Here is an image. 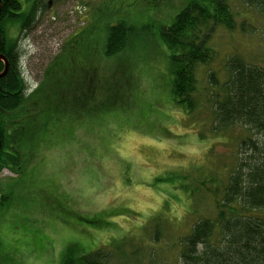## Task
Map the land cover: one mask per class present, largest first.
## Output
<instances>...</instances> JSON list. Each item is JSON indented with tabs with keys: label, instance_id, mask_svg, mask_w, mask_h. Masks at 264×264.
Listing matches in <instances>:
<instances>
[{
	"label": "rangeland",
	"instance_id": "1",
	"mask_svg": "<svg viewBox=\"0 0 264 264\" xmlns=\"http://www.w3.org/2000/svg\"><path fill=\"white\" fill-rule=\"evenodd\" d=\"M190 1L50 0L20 35V66L30 91L47 83L50 65L69 51L53 73L70 87L61 85L59 94L49 91L39 103L79 105L76 112L56 115L39 132L40 151L21 173L0 174V193L12 192L11 204L0 212V264H60L71 244L87 253L105 250L110 264L177 263V237L213 213L214 197L200 190L195 197L198 213L190 215V200L175 186L156 181L170 174L196 177L199 169L212 166L209 162L221 167L230 160L234 147L208 131L215 118L212 96L219 92L210 75L219 84L227 81L228 59L234 56L264 67V16L242 0H230L237 28L220 27L213 34L215 59L197 70L201 115L197 121L188 118L175 106L169 51L160 31ZM110 17L148 27L135 41V56L122 54L102 64L95 77L72 87L80 79L79 70L89 67L88 32L98 27V38L104 39ZM83 30L85 40L74 41ZM8 33L18 35L10 27ZM108 104L114 107L106 111ZM233 131L234 141L242 132ZM225 177L222 171L221 179ZM166 200L162 237L155 243L152 219ZM121 241L129 254L110 247Z\"/></svg>",
	"mask_w": 264,
	"mask_h": 264
},
{
	"label": "trees",
	"instance_id": "2",
	"mask_svg": "<svg viewBox=\"0 0 264 264\" xmlns=\"http://www.w3.org/2000/svg\"><path fill=\"white\" fill-rule=\"evenodd\" d=\"M49 1H1L0 55L7 60L9 69L0 78V174L4 170L21 173L24 165L40 151L37 143L39 132L46 131L56 115H66L78 110L79 103L73 104L70 101L56 105L39 103L49 91L59 94L61 85H70L69 82L57 81V76L54 77L53 73L54 68L61 65V57L69 51L59 55L50 65L45 85L30 91L22 75L20 35L27 32L36 16L48 8ZM242 2L264 16V0ZM232 8L230 0H191L173 23L160 31L162 45L169 51L175 106L182 109L188 118L196 121L201 115L197 70L199 66H206L215 59L211 40L216 29L224 27L233 31L237 28L236 14ZM113 17L106 18L104 39L98 38L102 31L98 27L93 26L94 33L88 32L89 67L79 70L80 79L73 80L72 87L83 83L87 78L95 77V72L101 69L102 64L108 65L122 54L135 56V41L148 27L139 29L129 21ZM96 20L97 17H94L92 25ZM241 26L243 28L244 24ZM9 27L18 31L16 37L9 36ZM85 36L83 30L74 41L85 40ZM4 69L5 62L0 59V73ZM227 71L229 78L222 84H219L214 74L210 75L211 84L219 92L212 96L215 118L208 131L220 140L218 142L226 140L223 144L229 143L234 147L230 160L221 167L209 162L212 166H208L207 170L199 169L196 177L189 173L170 174L156 181L175 186L176 190L190 200V215L198 213L195 197L200 190L214 197L213 213L201 216L185 235L177 237L180 250L176 264H264V67L234 56L228 59ZM113 107L108 104L105 109L108 111ZM42 121L44 123L41 125ZM237 129L243 135L239 137V134L233 138L234 141L230 140L231 131ZM203 133V129L200 130L201 140L205 139ZM216 170L217 174H210L216 173ZM222 171L226 172L224 180L221 179ZM11 201L12 192L6 196L0 193V212ZM168 202L169 200L165 201L164 211L152 219L155 243L162 237V216L166 214ZM110 215L112 213L105 217ZM119 243H112L110 247L122 249L123 253L129 254L123 249L125 241ZM138 252V249L134 250V255ZM151 256L155 257L154 250L151 251ZM110 262L111 256L105 250L87 253L78 244H71L60 264Z\"/></svg>",
	"mask_w": 264,
	"mask_h": 264
},
{
	"label": "water",
	"instance_id": "3",
	"mask_svg": "<svg viewBox=\"0 0 264 264\" xmlns=\"http://www.w3.org/2000/svg\"><path fill=\"white\" fill-rule=\"evenodd\" d=\"M1 1L2 0H0V9H1ZM0 59L5 62V69L2 73H0V78H2L7 74L8 69H9V64H8L7 60L5 59V57H3L2 55H0ZM0 149H1V141H0Z\"/></svg>",
	"mask_w": 264,
	"mask_h": 264
}]
</instances>
